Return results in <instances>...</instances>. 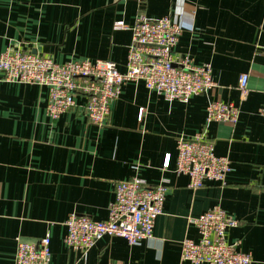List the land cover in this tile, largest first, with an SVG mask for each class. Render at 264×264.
Masks as SVG:
<instances>
[{"label": "crops", "instance_id": "0c3cea01", "mask_svg": "<svg viewBox=\"0 0 264 264\" xmlns=\"http://www.w3.org/2000/svg\"><path fill=\"white\" fill-rule=\"evenodd\" d=\"M140 12L181 24L176 61L210 63L216 87L185 102L126 82L98 126L83 97L53 119L48 87L0 83V264H15L19 241L43 237L51 239L52 264H191L181 259L182 242L200 239L192 219L215 206L238 221L228 241L264 264V0H0V54L111 60L125 72ZM118 20L130 28H115ZM243 73L249 90L241 98ZM213 100L239 106L237 123H207ZM203 131L233 170L224 182L193 189L175 171L177 142ZM131 178L168 186L153 237L131 245L104 236L83 255L70 249V214L107 220L115 182Z\"/></svg>", "mask_w": 264, "mask_h": 264}, {"label": "built area", "instance_id": "2783aa9c", "mask_svg": "<svg viewBox=\"0 0 264 264\" xmlns=\"http://www.w3.org/2000/svg\"><path fill=\"white\" fill-rule=\"evenodd\" d=\"M126 1V0H119ZM141 2L142 0H136ZM117 29L130 28L123 20ZM183 27L171 16L150 18L137 15L132 27L133 39L125 72L111 60H72L57 63L48 56L7 50L0 54V83L19 82L44 85L49 89L47 113L57 119L78 106L76 98H85L83 109L92 124L107 122L112 103L120 96L126 82L143 81L147 88L168 100L188 101L216 87L210 63L195 64L189 56L176 61L173 50ZM249 74L240 75L241 98L248 93ZM264 116V107L260 108ZM240 107L213 100L207 106V123L218 121L236 124ZM167 165V164H166ZM233 170L227 156L215 153L213 141L205 131L177 142L175 171L190 178L189 187L197 189L205 181L224 182ZM168 191L165 183L149 184L141 178L115 182V199L109 205L107 220L100 221L85 214L72 213L66 221L65 244L82 255L104 236L124 238L131 245L152 238L157 219L163 214ZM200 239L185 238L181 259L191 264H252L250 253L239 250L227 238L228 229L238 221L221 206L210 208L192 219ZM51 239L38 242L19 241L15 264H52Z\"/></svg>", "mask_w": 264, "mask_h": 264}]
</instances>
